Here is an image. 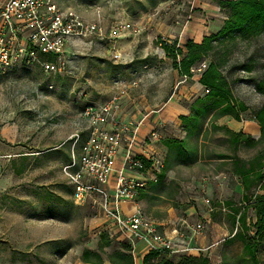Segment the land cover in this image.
I'll return each instance as SVG.
<instances>
[{
	"label": "rangeland",
	"instance_id": "374dc122",
	"mask_svg": "<svg viewBox=\"0 0 264 264\" xmlns=\"http://www.w3.org/2000/svg\"><path fill=\"white\" fill-rule=\"evenodd\" d=\"M218 1L56 0L61 9L74 10L87 22L100 24L104 37L72 41L65 54L67 65L63 74L47 76L39 66L32 65L13 68L0 76V264H86L82 261L86 250L109 264L108 257L120 250L121 243L103 246L94 237L100 222L94 218L92 208L73 203V188L62 172L71 158L69 136L73 125L81 119L87 105L106 102L117 90L115 82L119 80L124 81L127 94L139 109L152 112L150 121L175 107L187 109L186 117H190L193 105L208 94L200 80L211 62L220 65L230 81L231 98L248 109L239 113V126L246 133H253L252 127H256L258 136L251 135V143L234 147L225 128L238 126V121L231 115H221L222 109L202 116L196 128L195 122L184 123L182 117L176 118L177 128L164 124L158 148H162L165 139L186 141L187 149L199 154L204 162L190 166L185 149H173L170 154L166 150V172L174 174L157 192L152 190L156 195L153 202L175 208L178 197L184 195L185 200L200 203L205 209L210 205L206 202L210 201L209 193L187 187L196 185L199 189L198 183H204L205 178L216 183L212 187L215 196L234 193L233 203H240L227 207L228 213L239 233L248 239L255 237L252 225L256 215L252 208L244 209V201L257 195L264 180L260 174L264 173V134L253 116L264 106V94L258 93L254 85V80L264 79V33L250 40L216 44L202 61L206 68L192 77L181 76L163 49L164 45L173 46L176 42L177 47H182L190 40L185 35L182 40L168 38L167 33L183 32L187 26L193 28L198 19L206 20V3L210 11L204 25L208 28L206 37L217 34L227 20ZM114 24H131L141 32L120 31L109 38ZM115 54L121 59H115ZM249 59H253L252 74L235 68ZM235 79L239 82L233 83ZM4 131L11 135L6 138ZM75 154L79 155L78 147ZM251 167L253 173L260 175L248 179L241 195L234 192L237 180L232 176L224 179V189L212 176L204 174L236 173ZM194 173H203L205 177H194ZM145 195L139 201L144 213ZM236 209H241L239 214L244 216L248 231L233 218ZM255 242V259L246 255L245 243L238 238L215 247V254H226L224 264H264V238ZM91 259L96 260L94 256Z\"/></svg>",
	"mask_w": 264,
	"mask_h": 264
},
{
	"label": "built area",
	"instance_id": "2783aa9c",
	"mask_svg": "<svg viewBox=\"0 0 264 264\" xmlns=\"http://www.w3.org/2000/svg\"><path fill=\"white\" fill-rule=\"evenodd\" d=\"M120 31L139 34L141 29L131 24H114L109 38ZM90 37H104L100 24L87 22L74 10L61 9L56 0H0V76L13 68L32 65L39 66L47 76L63 74L68 45ZM115 59L121 56L115 54ZM205 68L206 63L202 62L191 72ZM116 85L119 92L110 101L83 109L81 115L87 127L69 138L71 158L62 172L73 188L72 201L94 210V218L100 222L95 238L104 234L127 242L134 256L139 245H144L147 253L186 255L192 250L193 239L180 233L174 237L161 233L139 205L142 194L151 183L159 181L166 169V154L157 147L162 140V126L155 123L142 136L147 117L140 121L120 120L117 113L127 87L123 81ZM76 147L79 155L75 154ZM256 196L264 201V180ZM203 232L204 225L198 224L193 235Z\"/></svg>",
	"mask_w": 264,
	"mask_h": 264
},
{
	"label": "trees",
	"instance_id": "16d2710c",
	"mask_svg": "<svg viewBox=\"0 0 264 264\" xmlns=\"http://www.w3.org/2000/svg\"><path fill=\"white\" fill-rule=\"evenodd\" d=\"M220 10L227 15V20L224 22L221 30L214 35L204 38L200 44L192 40H188L182 47L175 45H164L163 49L166 56L172 60L173 68L179 72L181 76L192 77L191 69L198 66L203 59L209 57L213 52L216 44H224L226 42L232 43L235 40H250L258 37L264 33V0H220L218 1ZM253 59L247 62L237 64L235 68L252 74L254 71ZM220 65L211 62L207 70L202 74L200 83L205 87L208 94L199 99L192 107L193 114L190 117H182L181 120L185 123L195 122V128L199 125L200 118L207 115L210 111L222 109L221 115H231L235 120L239 121V113L246 112L248 109L244 104L237 103L231 98V91L229 89L230 81L223 72L219 69ZM239 82L235 79L233 83ZM256 90L260 94H264V79L261 81L254 80ZM254 118L262 128L264 134V106L253 114ZM190 130L189 128H187ZM226 131L231 135V143L234 147L242 143H251V137L242 133H235L227 128ZM162 145L167 148L168 154L173 149L176 152H182L185 149L186 161H193L196 159L197 154L191 149H187L186 141H179L174 139H165ZM70 161V158H69ZM68 161V162H69ZM236 173H253L254 169L251 167L249 170H236ZM245 208H252L256 215V223L252 225L255 231V237L249 239L243 233L236 231L235 237L242 240L244 250L247 256L252 259L256 258V242L257 239L264 238V201L261 196H255L244 201ZM233 204H224L230 207ZM220 206V204H219ZM241 209H236L233 218L238 220V224L245 225L244 216L240 215ZM236 223V222H234ZM237 230V229H236ZM248 231V229H247ZM103 246H109L111 242H119L110 239L107 235L98 237ZM120 250L115 251L112 256L108 257L109 264H135L132 248L127 242H119ZM94 256L96 260L92 261L91 257ZM171 254L168 252L151 251L143 258V264H208V260L203 257L193 258L183 256L178 263L170 259ZM82 261L86 264H104L96 253L92 251H85L83 253Z\"/></svg>",
	"mask_w": 264,
	"mask_h": 264
},
{
	"label": "crops",
	"instance_id": "0c3cea01",
	"mask_svg": "<svg viewBox=\"0 0 264 264\" xmlns=\"http://www.w3.org/2000/svg\"><path fill=\"white\" fill-rule=\"evenodd\" d=\"M209 7V4L206 3V7H204L207 12H206V20L209 19L210 16V11L207 9ZM217 9V8H216ZM219 10V8H218ZM205 17V16H204ZM205 18L198 19L199 22L197 24H194V27L191 28L187 26L183 32L179 31H173L168 34V38H178L179 40H182L184 37H189L190 40H193L195 43L200 44L203 42L204 38L208 36V28L205 27V23H207ZM181 42V41H180ZM72 44V43H70ZM69 44V45H70ZM68 45V47H69ZM67 51V50H66ZM120 81V80H119ZM117 82V81H116ZM115 82V87L116 91H114L110 96L109 99L106 100V102L110 101L112 97H114L118 92L119 88L116 85ZM124 82V81H123ZM106 102H96L95 104L101 105ZM121 109L118 111L117 116L120 120L122 121H131V120H136L140 121L144 118L147 117L144 126H142L141 129V134L144 136L149 132L151 126L155 123H158L162 126V128L165 127L164 124H171V126H174V128H177V117H186L187 114V109L182 108V107H175L171 111H165L162 115L158 116V118H153L150 121V117L152 115V112H148L146 109H139V106L135 104V101H133L130 97V93L127 94L125 97H122L121 99ZM240 123L238 121V126L236 127H229V129L235 133H242L244 135H249V136H258V131L256 127H252L253 133H246L245 128L242 129V127L239 126ZM87 127V121L82 117L81 119L78 120V122H75L73 125V132H71L69 138L75 133L77 130H85ZM179 131V129H176ZM5 134L4 136L8 138L11 133L8 132L6 133L5 131L3 132ZM170 139V138H169ZM173 139V138H172ZM174 140H177L174 138ZM164 153L166 152L167 148L162 145V148H160ZM168 153V150H167ZM166 154V153H165ZM166 160H167V155H166ZM168 161V160H167ZM167 161H166V167H167ZM204 162L200 155L196 157L195 160L190 161L188 165H197ZM174 173H167L166 169L165 171L159 176V181L157 183H151L149 187L146 189L144 192L145 195V200L143 201L145 204V214L152 219L153 221L156 222V224L159 227V230L161 233L167 235L168 237H174L175 233H180V234H185L187 236H190L191 239V251L190 253L186 254L188 257H193V258H200L203 257L204 259L208 260V264H224L223 260L225 258V253L222 251V253H217L215 254V247L219 246L220 244L226 242V244H229L230 240H236L237 238L235 237L236 234V227L235 223L231 218V215L229 214L230 211H228L227 206H224V204H238V203H233L235 200H232L234 197V193L230 195H222V196H215L213 194L214 190L212 187L216 186V183L213 182H207V179L203 177L204 174L212 176V179H215L217 183L219 184V188L221 187H226V183L224 179L226 176L230 177L232 176L235 180H237L236 187L234 189V192L241 195L245 192V188L247 185V181L249 178H251L254 175H264V173H223V172H217L216 173H194L195 176L197 177L198 175H202L203 182L202 184L198 183L200 188H196V185H189L187 186L188 188L193 189L194 191H205L208 192L210 195V201L207 204H210L209 207L205 208L198 204L192 203L189 199L185 200L184 195H181L178 197V205L174 208V206L170 204H166L165 206L158 202H153L154 197H156L155 194H153L152 190L154 192H157L156 189H160L161 185L163 183L172 180ZM262 177V176H261ZM223 178V180H222ZM228 187V186H227ZM202 189V190H201ZM212 192H211V191ZM216 190V189H215ZM220 190V189H218ZM217 190V191H218ZM233 192V191H232ZM159 198H162L161 196H158ZM232 198V199H231ZM197 199V198H196ZM198 200V199H197ZM220 204V206H219ZM197 206V207H196ZM227 208V211L224 210V208ZM204 209V210H203ZM200 210H203L201 212ZM199 211L200 215L199 216ZM224 213L222 215L221 213ZM227 212V213H226ZM229 212V213H228ZM200 222H203L205 225V231L203 232L202 235H193V230L198 225ZM221 249L223 246L221 245ZM149 253L144 251V245H139L138 251L135 254V264H143V258ZM185 256V254H175L171 255L170 259H172L175 263H178L181 258Z\"/></svg>",
	"mask_w": 264,
	"mask_h": 264
}]
</instances>
